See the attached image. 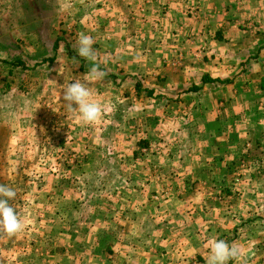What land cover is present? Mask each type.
<instances>
[{
  "label": "rangeland",
  "instance_id": "obj_1",
  "mask_svg": "<svg viewBox=\"0 0 264 264\" xmlns=\"http://www.w3.org/2000/svg\"><path fill=\"white\" fill-rule=\"evenodd\" d=\"M165 4L0 0V184L25 224L0 230V264H175L176 243L205 238L264 264V0L210 76L211 34L156 22ZM81 33L106 72L94 124L62 100L94 63Z\"/></svg>",
  "mask_w": 264,
  "mask_h": 264
},
{
  "label": "crops",
  "instance_id": "obj_2",
  "mask_svg": "<svg viewBox=\"0 0 264 264\" xmlns=\"http://www.w3.org/2000/svg\"><path fill=\"white\" fill-rule=\"evenodd\" d=\"M165 7V9H167L165 14L156 12L159 7L150 10L149 14L152 15V17L154 14L156 15V22L163 23L164 19H169L171 27L174 28L176 24L175 18L182 16L181 24L177 23L175 27H177L184 36H206V31L211 34V36L208 35L210 40L207 44L204 42L200 44L202 46V54L201 58L197 59L202 66L204 65L205 71L209 70V76L210 69H212L210 64H212V66L216 65L222 69L228 67L227 58L231 53V49L234 47L232 41L242 36V32H245L244 30L235 29V27L236 25L242 24L241 22L243 19H250V0H166ZM193 10L196 11L197 18L190 15L192 14L190 12H193ZM167 13H169V16ZM193 19H195L196 22H193ZM198 21L201 23H198ZM191 23L192 26H190ZM203 24L204 27L202 26ZM146 25L147 24H145V26ZM216 42L218 44L221 42V44L219 45V50L215 49L213 51L211 45ZM183 43L190 49L191 46L186 44L188 42L185 39ZM193 53L195 54L194 51ZM186 56H188V54ZM209 240L210 239L205 238V240L202 239L201 242H198V239L192 241L185 240L180 244L176 243L175 247L181 246L184 254L178 255L177 258L173 257L172 262H176L175 264H206V257L208 254L207 245ZM165 257L169 259L170 255ZM229 264H250V252H247V255L242 260H231Z\"/></svg>",
  "mask_w": 264,
  "mask_h": 264
},
{
  "label": "clouds",
  "instance_id": "obj_3",
  "mask_svg": "<svg viewBox=\"0 0 264 264\" xmlns=\"http://www.w3.org/2000/svg\"><path fill=\"white\" fill-rule=\"evenodd\" d=\"M77 43V54L94 63L83 80L77 79L63 85L62 100L67 103L70 110L77 111L79 122L94 124L105 114L107 108L100 100L93 99L89 85L94 81L103 80L106 72L95 63L97 56L93 49L94 40L92 37L81 33L78 35ZM15 196L16 192L12 187L0 184V230L9 236L25 228L16 209L9 203ZM207 247L206 264H229L230 260L239 261L247 255L246 250L220 239H210Z\"/></svg>",
  "mask_w": 264,
  "mask_h": 264
},
{
  "label": "trees",
  "instance_id": "obj_4",
  "mask_svg": "<svg viewBox=\"0 0 264 264\" xmlns=\"http://www.w3.org/2000/svg\"><path fill=\"white\" fill-rule=\"evenodd\" d=\"M71 57H73V55H71Z\"/></svg>",
  "mask_w": 264,
  "mask_h": 264
}]
</instances>
